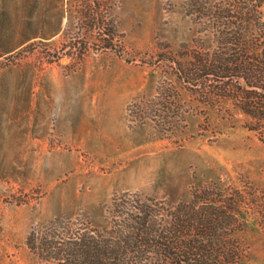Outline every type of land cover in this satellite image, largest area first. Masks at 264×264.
Masks as SVG:
<instances>
[{
  "label": "rangeland",
  "instance_id": "374dc122",
  "mask_svg": "<svg viewBox=\"0 0 264 264\" xmlns=\"http://www.w3.org/2000/svg\"><path fill=\"white\" fill-rule=\"evenodd\" d=\"M196 8L0 0V264H41L30 238L56 223L107 234L134 201L160 228L182 206L216 209L225 264H264V113L178 73L207 54L238 63L237 31L223 43Z\"/></svg>",
  "mask_w": 264,
  "mask_h": 264
},
{
  "label": "trees",
  "instance_id": "16d2710c",
  "mask_svg": "<svg viewBox=\"0 0 264 264\" xmlns=\"http://www.w3.org/2000/svg\"><path fill=\"white\" fill-rule=\"evenodd\" d=\"M194 1L200 14L222 22L223 43H231L230 31H237L238 37L234 40L238 42V63L221 60L220 55H217L220 60H210L207 54L187 67L179 64L178 73L189 82L199 79L203 82L212 77L221 83V88L232 92L234 98L244 101V111L252 115L258 111L264 113V22L258 17V0H221L217 4ZM230 1L235 2L234 7ZM229 79L238 82L243 79L247 89L238 83V88L231 90ZM258 98L262 103L255 101ZM210 210L206 206L200 209L182 206L171 214L172 225L160 228L150 204L134 201L132 209L125 212L117 226L107 229V234L72 223H56L45 235H33L30 245L38 252L41 264H152L156 261L158 264H225L230 256L223 257L221 249L225 245L213 234L226 226L218 221L222 213ZM193 231L195 234L188 238ZM173 234H187V239L184 236L177 242ZM177 246L182 248L179 254L175 251Z\"/></svg>",
  "mask_w": 264,
  "mask_h": 264
}]
</instances>
